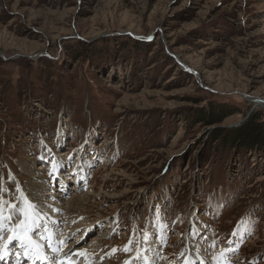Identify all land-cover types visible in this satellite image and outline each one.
Segmentation results:
<instances>
[{"label": "rangeland", "instance_id": "obj_1", "mask_svg": "<svg viewBox=\"0 0 264 264\" xmlns=\"http://www.w3.org/2000/svg\"><path fill=\"white\" fill-rule=\"evenodd\" d=\"M250 117L264 0H0V188L66 264H264V148L225 141Z\"/></svg>", "mask_w": 264, "mask_h": 264}, {"label": "snow or ice", "instance_id": "obj_2", "mask_svg": "<svg viewBox=\"0 0 264 264\" xmlns=\"http://www.w3.org/2000/svg\"><path fill=\"white\" fill-rule=\"evenodd\" d=\"M55 170L56 167L54 165L53 171ZM7 191L8 190L5 188H0V239L3 238L2 234L4 233L6 226L8 227V231L12 233L11 235H9L8 241L5 243L4 248H7V245L12 243L13 241H17L23 250L25 259H42L39 256V244L35 245V250L37 252L35 257L31 256L30 253L33 249L29 247L33 244L32 234L39 227V225L37 224V220L39 219V210L37 209V206L31 201H28L26 197H21L26 203L27 207L26 209L17 211L16 204H10L8 201L3 199V194ZM17 191H19V189H17ZM6 206L8 208L7 216L4 215ZM50 246L51 245L49 244V247ZM80 255L87 256L86 253H81ZM0 258H3V249H0Z\"/></svg>", "mask_w": 264, "mask_h": 264}, {"label": "trees", "instance_id": "obj_3", "mask_svg": "<svg viewBox=\"0 0 264 264\" xmlns=\"http://www.w3.org/2000/svg\"><path fill=\"white\" fill-rule=\"evenodd\" d=\"M230 116L229 112L220 110L218 113L216 111L210 110L209 112H200L196 113L195 116H192V120L194 123H201L207 126H212L221 123L226 117ZM229 134L225 135V141L232 143H241L243 144H251L257 145L259 147L264 148V123L260 124L258 118L250 117L247 119L244 126L236 131H231ZM218 131L213 133L212 139L217 140L218 137L216 136ZM248 137L249 140L247 141L245 136ZM231 139V140H230Z\"/></svg>", "mask_w": 264, "mask_h": 264}, {"label": "bare ground", "instance_id": "obj_4", "mask_svg": "<svg viewBox=\"0 0 264 264\" xmlns=\"http://www.w3.org/2000/svg\"><path fill=\"white\" fill-rule=\"evenodd\" d=\"M56 167V170L55 171H53V172H55V173H57V170L59 169L57 166H55ZM8 215V214H7ZM38 221H40V219H38ZM41 223V222H40ZM66 230V229H65ZM66 233H68V232H66ZM66 233H65V236H66ZM148 255V254H147ZM189 255V254H188ZM193 255H195V254H193ZM199 255H201V251L199 252V251H197V254L195 255V258H196V256H199ZM141 256V255H140ZM150 257V256H149ZM187 258H189V259H187ZM7 259V258H6ZM193 259V258H192ZM192 259H191V257H186L185 258V260H182L181 262H183L184 264H192Z\"/></svg>", "mask_w": 264, "mask_h": 264}]
</instances>
